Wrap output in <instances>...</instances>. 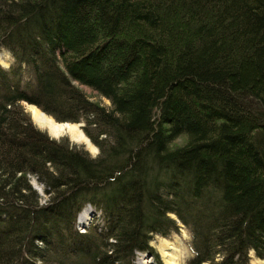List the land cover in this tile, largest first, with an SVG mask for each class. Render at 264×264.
<instances>
[{
  "label": "trees",
  "instance_id": "16d2710c",
  "mask_svg": "<svg viewBox=\"0 0 264 264\" xmlns=\"http://www.w3.org/2000/svg\"><path fill=\"white\" fill-rule=\"evenodd\" d=\"M1 49L0 264H163L150 241L181 225L188 264L264 259V0H0Z\"/></svg>",
  "mask_w": 264,
  "mask_h": 264
},
{
  "label": "rangeland",
  "instance_id": "374dc122",
  "mask_svg": "<svg viewBox=\"0 0 264 264\" xmlns=\"http://www.w3.org/2000/svg\"><path fill=\"white\" fill-rule=\"evenodd\" d=\"M13 63H14V59H13L12 55L8 52V50L1 49V51H0V65L3 68H6L7 69ZM22 79H23L24 82L27 81V80L33 81L32 78H31V76H30V73H29L28 68L27 67H24V66H23V70H22ZM79 87L82 89V91L90 99H92V100H98L102 105H104L107 108L110 106V102H109L108 99H106L104 97H99L95 93V91H93L88 86L79 85ZM31 117H32V115H31ZM32 120L34 121L33 118H32ZM33 123H34V125L38 129H40V130H42V131H44V132H46L48 134V132L45 129L39 127L35 123V121ZM74 123H80V124H82V126H80V128L82 130H83V127L86 125V123L83 120H81L79 122H74ZM63 137L66 138L71 144H75L78 147H82L85 151H87V153L91 157H95L98 154V152H99V149L97 147H96L97 150L93 151L92 149H90L89 147H87L86 145H84L82 143L74 142L67 135L62 136L61 138H63ZM69 138L71 139V141H70ZM31 182H32V185L34 186V189L40 195H42V197H43L42 201H44V197H46L47 194H45L43 186L34 177L31 178ZM81 211H80L81 212L80 213V218L76 222L77 229L81 228L80 226L82 224H84V226H82V228H84V227L86 228V226H88V225H90L92 223H97L98 222V217H99V214L98 213H99V211H97L93 206H91L89 204H86L82 208ZM84 213H86L85 214V218H83ZM167 243H168V245H167ZM150 245L157 252L158 257L161 259V261L163 262V264H167L165 258L163 257V252H162L163 245L167 246L171 250V252H174V254L177 257V263L178 264H188L189 259L193 256V253H192V250H191V247H190V234H189L188 230L186 229V227H184L183 225H181L180 230H179L178 233H173L168 238H164V237H161V236H154L152 238V240L150 241ZM147 254L148 253L136 251L135 252V263L136 264H140L142 258H144V259L150 260V263L151 264H156V258L154 256H150L149 257L150 259H149V258H147ZM249 256H250V264H251V260H254L257 257H255L254 252L252 250L249 251ZM261 260H264V259H261ZM252 264H253V262H252Z\"/></svg>",
  "mask_w": 264,
  "mask_h": 264
},
{
  "label": "bare ground",
  "instance_id": "6f19581e",
  "mask_svg": "<svg viewBox=\"0 0 264 264\" xmlns=\"http://www.w3.org/2000/svg\"><path fill=\"white\" fill-rule=\"evenodd\" d=\"M27 106L35 123L39 127L45 129L50 135L54 137L67 135L74 142L82 143L87 147H89L90 149H92L93 151L97 150L96 146L91 142L89 137L80 128L79 123L57 122L54 118L44 113L37 106L32 104H28ZM85 214L86 213H84L83 218H85ZM162 252H163V257L165 258L167 264H178L176 255L174 254V252H171V250L167 246L163 245ZM252 262L253 264H264V260H261L259 258L252 260ZM140 264H151V263L150 260L142 258Z\"/></svg>",
  "mask_w": 264,
  "mask_h": 264
},
{
  "label": "water",
  "instance_id": "95a60500",
  "mask_svg": "<svg viewBox=\"0 0 264 264\" xmlns=\"http://www.w3.org/2000/svg\"><path fill=\"white\" fill-rule=\"evenodd\" d=\"M29 103H27V102H25V101H20V105H21V107H22V109H23V111L26 113V114H28V116L30 117V119L32 120V117H31V113L29 112V109H28V105ZM33 105V104H32ZM33 121V120H32ZM34 122V121H33ZM64 123H67V122H64ZM79 125L80 126H82V124H80L79 123ZM49 134V133H48ZM50 135V134H49ZM50 136H52V135H50ZM52 137H54V136H52ZM62 136H56V137H54L55 139H59V138H61ZM70 139V138H69ZM70 141H71V139H70ZM151 256V254L150 253H148L147 254V258H149Z\"/></svg>",
  "mask_w": 264,
  "mask_h": 264
},
{
  "label": "built area",
  "instance_id": "2783aa9c",
  "mask_svg": "<svg viewBox=\"0 0 264 264\" xmlns=\"http://www.w3.org/2000/svg\"><path fill=\"white\" fill-rule=\"evenodd\" d=\"M80 225H81V224H80ZM82 226H84V225H81V228H80L79 231H84V230H85V228H82Z\"/></svg>",
  "mask_w": 264,
  "mask_h": 264
}]
</instances>
